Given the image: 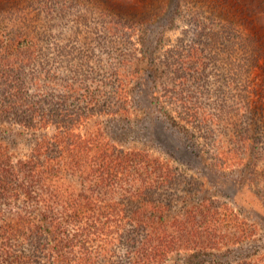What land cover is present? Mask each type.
<instances>
[{"label": "trees", "instance_id": "1", "mask_svg": "<svg viewBox=\"0 0 264 264\" xmlns=\"http://www.w3.org/2000/svg\"><path fill=\"white\" fill-rule=\"evenodd\" d=\"M94 1L0 0V264H264L260 250L236 255L264 223V22L223 25L225 11L205 12V0L198 9L187 0ZM83 6L99 18L91 33L102 52L91 54L100 69L86 72L53 31L68 15L86 25ZM240 9L242 19L252 15ZM188 13L194 38L210 31L217 47L198 51L192 39L191 54L172 62L181 69L165 71L171 59L148 43ZM193 55L194 82L225 90L223 114L179 99L178 79L158 82ZM150 118L183 135L202 168L136 146L164 142ZM200 135L213 148L200 151ZM21 137L28 153L18 151ZM205 169L223 186L247 188L260 212L209 195L220 185Z\"/></svg>", "mask_w": 264, "mask_h": 264}, {"label": "rangeland", "instance_id": "2", "mask_svg": "<svg viewBox=\"0 0 264 264\" xmlns=\"http://www.w3.org/2000/svg\"><path fill=\"white\" fill-rule=\"evenodd\" d=\"M253 1L254 0H205L206 5L204 6L206 7L205 12H208L210 9L212 10H217V8L221 10L223 9L225 12L223 13L222 16H220L221 21L223 20V25L227 24L228 22H233V23H236L235 24L236 26H240L242 20L248 21L250 19L253 20L256 24H261L262 22H264V16L260 15L259 11L264 9V3L260 0L255 5L254 3L252 4ZM94 3H97V0H95ZM186 3L191 8L195 7L194 9H198L201 6L200 0H187ZM218 5L221 6L222 8H219ZM239 7H242L247 12H249L250 10L252 12V15L251 16L248 15L244 19H242L238 12H242L243 10L240 9V11H238ZM247 8L248 9L250 8V9L248 10ZM83 9L85 10V15H81L80 17L81 19H79V21L86 25L78 24L79 27H77L75 24V21L73 22L72 20L73 17L69 19V15H68L66 16V20H64V21H67L66 26L64 28L61 27V29L59 28L56 30L54 29L53 31H54V35L55 34L59 35V33H63V36L61 34L60 37H64L63 38L64 40H62V42L68 46L67 52L70 53V58L76 61L75 62L76 66L82 68L83 72H86V70L92 66L94 70L100 69L99 64H97V61H96L97 58L95 57L93 59L92 58L93 55L91 54L94 52L95 55L96 54L101 55L102 52L101 50H97L96 46H94L93 44L94 34L91 33L94 29V26L97 24V21L99 18L94 17V16H97L96 14L95 15H93V13L88 14L85 6H83ZM93 10L94 9H91V11ZM153 11H154L153 9L148 10L146 12H143L141 15H146ZM228 11L229 12L234 11L233 12L234 14L233 13L229 14ZM6 17L9 19L12 17V14H6ZM191 18H192V15H190L189 13L187 14V16H184L183 14L180 18L177 19L175 23H173L174 26L172 28L161 27L160 29H158L159 34L153 37V39L148 43V45L152 46L155 54L160 53L158 58L163 59V60L167 58L171 59L169 60L170 65L165 64L163 66L165 71L177 70L173 68L177 66L179 67V69H181V66L183 64H178V65L173 66L172 62H175L176 58L178 57L180 58L182 57L184 60L189 54H191L190 53L191 48L194 45L193 44L194 42H192V39L198 40V44H196L198 51H201V49H203V50L210 52L212 48L217 47L214 45V43L211 41V39L208 36L210 31L208 33H204V35H200L201 31L199 30L198 35L194 38L193 29H195V24L194 22L191 21ZM78 29H80V31L75 32V31H78ZM186 30L188 31V35H185L184 33L186 32ZM238 32H239L238 37H236V34L234 32L231 37L238 38V39L241 38L243 31H238ZM54 38L58 39V37H55V36ZM156 38H159L160 43L156 44V40H155ZM56 49L57 47L55 48V50ZM193 52H196V51H193ZM242 53L243 52H241L240 54V51L237 53L239 56V59L241 58V60H243V57H241ZM197 56L193 55L191 58L188 59L189 63L191 64L185 65L186 70H181V71L178 70L177 71L178 76H175L172 73H167L163 76H160L159 74L158 82L161 85H166L168 83H171L172 79L173 80L178 79L179 83H178L177 91L180 93L179 99L185 100V99H188V97H191L190 101L197 100L204 104H208L212 112L217 113L219 115L223 114L222 111H224V109L225 110L228 109V106H225V103H224V100H228V97H227L225 90L222 88V85L216 86V85L211 84V86H205V85L203 86V82H201L202 80L199 81L198 77L196 78V82H194V78L196 75L195 70H193L189 66H191L193 63L194 67H196ZM64 61L66 62L67 60H64ZM78 61L80 65H78ZM56 66L57 64L55 65V67ZM159 66L161 67V64ZM59 70L61 71V68H59ZM1 80L2 79H0V84L2 85L4 84V82L3 81L1 82ZM172 100L174 99L167 98V97L162 98L163 104L165 106L170 105L172 103ZM142 103H145V101L143 100ZM231 114L235 116L234 111L231 112ZM147 124L148 126L153 127V131L155 132V135H157L155 136V138L157 137L161 138L164 142L161 141L160 143L156 142L152 144L151 142L145 143L143 142V140H141L140 142L139 141L136 142V146L147 147L149 149L154 150L156 154L161 153L162 155H167V157H171L172 154L174 153L176 155L174 159L175 165L179 166L181 169L182 168L185 169L188 167L191 169H194L195 166L197 167L199 166L202 168L203 165L195 158V155H193L191 149H189L186 146L183 140V135H179V133L175 132L174 129H171L169 127L167 128V125L165 126L164 123H162L158 119L152 120V118H150ZM52 128L53 127L47 129L48 134L52 133ZM232 129L233 127H228L226 131V130H223L222 127H218L217 131L222 133V135H227L226 133L230 132V130ZM204 130L205 129L201 130L202 133L206 132V130L205 131ZM193 131L199 134L198 132L200 130H197V131L193 130ZM23 139L24 137L19 138L18 151L22 154H25V153H28L29 145ZM224 139L227 140L226 136ZM212 141H213L212 138L203 140L200 135L199 136L200 147L198 149L202 151V149L206 150V149L213 148ZM204 144H206L205 146L206 149L204 148ZM159 145L161 146L159 147ZM205 171H206L205 172L206 175H209L210 178L217 180L219 185L222 186L221 189H224L223 193H226V195L228 196H226L223 193L221 194V192H219L220 186L216 188L215 190L210 191L209 195H211L212 197H219L222 195V197L224 198H227L229 196L235 197V200L237 201L238 206L241 209L250 211L251 209L256 208L260 212V209H259L260 206L258 205L257 199L250 191H248L247 188L241 190L239 185H237L236 187L223 186L224 184L220 183V179L219 180L217 179L219 178L218 176H220V173L219 174L217 173L218 175L214 174L215 169L214 170L205 169ZM215 175L217 177H215ZM234 175L235 173L231 174V176H234ZM236 177L240 179V175L237 174V176H234V178ZM225 180L226 178L221 179V181H224V182ZM255 231L256 232H255L254 237L256 239V242L249 243V245L248 246L246 245L244 249H242L238 253L236 252V255L245 257L259 250L264 252V223H261L260 225L258 224ZM227 263L229 262H226V264Z\"/></svg>", "mask_w": 264, "mask_h": 264}]
</instances>
